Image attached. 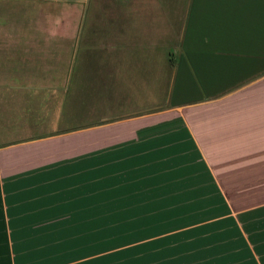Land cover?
Wrapping results in <instances>:
<instances>
[{"label":"crops","instance_id":"1","mask_svg":"<svg viewBox=\"0 0 264 264\" xmlns=\"http://www.w3.org/2000/svg\"><path fill=\"white\" fill-rule=\"evenodd\" d=\"M5 1L0 264H99L100 219H146L148 204L172 206L180 188L183 203L200 204L183 219L212 212L200 223L218 227L203 241L223 250L203 264H264V0L92 10L94 54L75 67L63 44L45 43L47 0ZM140 45L153 51L126 48ZM169 45L177 55L163 56L160 80L155 46ZM187 155L202 181L179 165ZM178 260L154 264H192Z\"/></svg>","mask_w":264,"mask_h":264},{"label":"rangeland","instance_id":"2","mask_svg":"<svg viewBox=\"0 0 264 264\" xmlns=\"http://www.w3.org/2000/svg\"><path fill=\"white\" fill-rule=\"evenodd\" d=\"M11 1L14 0H6L5 2ZM18 2L19 1H17V3ZM162 2L167 5H170L173 2V5L176 6L178 0H47L44 2V6H47V15L45 16L44 20L48 26L46 30H50L49 32L45 30V33H47V35L50 33L48 36L50 39L45 43L49 44L51 41L53 48L54 45L56 48H58L59 43L63 44L61 47L65 46L66 48L65 54L63 53L61 56H73L71 67H75V65L73 66L75 56H79L81 59L82 56H93L94 54L91 50L94 41H92L91 47L86 46L87 42L89 44L91 43L90 39L92 37L94 16V14H91L92 10H101L106 12L107 10H117L119 7L123 8L124 11L126 8L129 9V7H145L146 12H150L152 10H156L158 5H160L159 7H163L161 6ZM126 13L127 12H124V14ZM105 14L107 13H98L99 16H104ZM151 15L153 14H147L148 23H152L149 21V19H157L154 18L155 16ZM107 16H109V14H107ZM62 17H66V19ZM121 17H123V14L117 13L114 15V23L117 20V26L122 29L123 20H118ZM136 20L137 14H134L132 21ZM101 21L105 22L106 19L103 18ZM127 23H129L128 20ZM58 24L66 26V38L59 35L60 30L57 28ZM107 25L109 26V23ZM129 25L132 26V22H130ZM129 25L127 24V26L124 28V32L129 28ZM138 27L139 24L133 22V26L131 27L132 29L130 31H132L134 36H139V34H137ZM56 37H60V42ZM93 39H95V37ZM155 47L156 52L153 54V56H157L158 59L156 58L154 60L155 64L153 62V66H155L157 70H160L159 60H164L163 56H167V51L170 53V55L173 54L176 56L177 48L173 45ZM126 48L127 50L130 48L141 49L142 53L136 51L137 56L140 54L145 55L148 51L152 50V46L147 45L126 46ZM86 49L89 50L86 51ZM121 51L122 50L118 52ZM162 51L163 54L161 53L162 55H160L159 52ZM149 55L150 53H148V56ZM160 56H162V58ZM77 57L75 59V63H77ZM148 60L149 62L152 61L150 56ZM163 67L164 63L161 70L158 72L160 80L162 77ZM161 85L156 86V88L159 89ZM179 165L185 167L184 171H190L194 167L195 171H192L194 172V177H196L194 179V183L199 178H201V181L204 179L203 172L201 171L199 165L193 160L191 155L179 157ZM186 180L189 182L190 178ZM194 186L197 187V184ZM182 190L183 189L180 188V192L176 193L173 199L175 204H172V206L171 204L164 206L163 209H159V211H155L154 213L156 207L160 208L165 204H162V206L148 204L146 207V211L148 210V212H146L148 213L146 215V219L116 221V224L113 227L114 233L124 234L128 238L125 241H122L125 237H107L106 235H108V230H105V228L99 229V248L97 257L99 264H154L155 261H170L176 260L178 258V261H183L181 263L190 262L192 264H203V261H213L218 252L223 250L222 245L211 246V249L209 248L207 250L205 248L209 245L205 244L203 240L211 241L214 237L216 238L218 234L216 236L210 235L217 233V231L212 230H215L218 227H205L203 223H200V221L203 220V217H206L207 214L212 215L213 213H201L200 218L195 216L191 220L183 219V217L193 213L194 207H196L195 210H200V204L196 203L195 206H189L187 205L188 203H186V201L183 203L181 198ZM211 195L213 198L211 201L212 204H214L216 200L212 192ZM177 201L181 202L179 204L183 205L177 204ZM166 208L170 209L166 210ZM197 217L199 219H195ZM190 221H192L190 224L185 225V223ZM185 228L191 230L188 232L186 229L187 233H185V231H182ZM173 232L178 235L171 237L170 234ZM157 235L160 236L157 237ZM223 247L225 249L234 250V244L231 242L224 245ZM172 248L174 249L173 252ZM234 257L235 253L232 251L228 258L234 259ZM93 259H96V257Z\"/></svg>","mask_w":264,"mask_h":264},{"label":"trees","instance_id":"3","mask_svg":"<svg viewBox=\"0 0 264 264\" xmlns=\"http://www.w3.org/2000/svg\"><path fill=\"white\" fill-rule=\"evenodd\" d=\"M120 216L121 215H116L115 218H113V219H110V218L100 219L98 221V226H99V229L105 228V230H108V235H106L107 237H112V238L125 237L124 240H122V241H125L128 238L124 234H122V233H114V230H113V227L115 226L116 221H123L122 219H119Z\"/></svg>","mask_w":264,"mask_h":264}]
</instances>
